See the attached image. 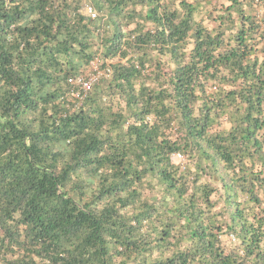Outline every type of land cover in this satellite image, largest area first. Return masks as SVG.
I'll return each mask as SVG.
<instances>
[{
	"label": "trees",
	"instance_id": "1",
	"mask_svg": "<svg viewBox=\"0 0 264 264\" xmlns=\"http://www.w3.org/2000/svg\"><path fill=\"white\" fill-rule=\"evenodd\" d=\"M261 23L264 0H0V264H264Z\"/></svg>",
	"mask_w": 264,
	"mask_h": 264
},
{
	"label": "built area",
	"instance_id": "2",
	"mask_svg": "<svg viewBox=\"0 0 264 264\" xmlns=\"http://www.w3.org/2000/svg\"><path fill=\"white\" fill-rule=\"evenodd\" d=\"M258 1V0H256ZM85 12L87 15L91 16V17H96L97 16V12L96 10H94L91 7H86L85 8ZM258 20L261 22L262 18H261V13L258 12V16H257ZM262 24V23H261ZM262 28H264V24H262ZM93 71L91 74L88 75V77L84 78L83 76L79 77L76 82L81 86L82 92L85 94L88 90H90L92 84L94 82H96L98 80L99 77L102 76L103 72H101L98 69V66L96 65V63L93 64L92 66ZM77 96H79V94L77 93ZM82 96H79V98Z\"/></svg>",
	"mask_w": 264,
	"mask_h": 264
},
{
	"label": "rangeland",
	"instance_id": "3",
	"mask_svg": "<svg viewBox=\"0 0 264 264\" xmlns=\"http://www.w3.org/2000/svg\"><path fill=\"white\" fill-rule=\"evenodd\" d=\"M90 71H93V68L91 67V70Z\"/></svg>",
	"mask_w": 264,
	"mask_h": 264
}]
</instances>
